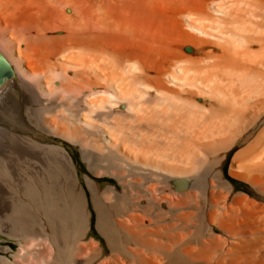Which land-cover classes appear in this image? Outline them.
<instances>
[{
	"label": "bare ground",
	"instance_id": "1",
	"mask_svg": "<svg viewBox=\"0 0 264 264\" xmlns=\"http://www.w3.org/2000/svg\"><path fill=\"white\" fill-rule=\"evenodd\" d=\"M14 165L0 264H264V0H0Z\"/></svg>",
	"mask_w": 264,
	"mask_h": 264
},
{
	"label": "rangeland",
	"instance_id": "2",
	"mask_svg": "<svg viewBox=\"0 0 264 264\" xmlns=\"http://www.w3.org/2000/svg\"><path fill=\"white\" fill-rule=\"evenodd\" d=\"M53 142L64 146L67 149V151L73 156L80 182L84 184L86 187H87L86 178L91 175L94 179H96L99 182V184L103 188H105L108 185H112V186L118 185L120 187V184H118L119 181L115 177L112 176L97 177L94 174V171L89 167V165L84 160L81 150L78 146H76L71 142L65 141L61 138H56ZM235 151L236 150L232 152L231 156L229 157V160L226 163L225 171L227 173H229V167ZM0 170H1L0 171V216H3V220L5 221L6 225H10L11 220L9 219V217H6V215L11 213L12 211L11 208L14 202H16V200L18 201V199H21L20 197L23 198L22 195H24L23 191H24L25 183L27 181V176L31 174V171L28 170L27 168L22 167L21 165H14V167L10 168V177H11L10 179L7 176H5V174L1 173L2 172L1 168ZM233 183L237 186L238 190L244 191L248 187L247 184L238 181L237 179L236 180L234 179ZM90 203H91V207L94 208V204H92L93 202L91 200ZM90 238L105 241V238L102 236L101 232L97 227L96 212H94V222L92 224ZM103 243L104 245H106L105 242ZM10 244L13 245V249L9 251V255L12 256L14 251H17L20 247L19 241L17 239L10 237L5 233L0 232V247L9 246Z\"/></svg>",
	"mask_w": 264,
	"mask_h": 264
}]
</instances>
